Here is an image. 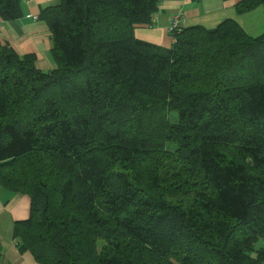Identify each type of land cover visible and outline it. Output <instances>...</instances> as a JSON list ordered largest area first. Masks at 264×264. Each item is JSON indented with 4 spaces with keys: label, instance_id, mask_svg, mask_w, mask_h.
I'll return each mask as SVG.
<instances>
[{
    "label": "trees",
    "instance_id": "1",
    "mask_svg": "<svg viewBox=\"0 0 264 264\" xmlns=\"http://www.w3.org/2000/svg\"><path fill=\"white\" fill-rule=\"evenodd\" d=\"M160 2L43 7L49 71L0 41V188L29 196L13 238L38 264H264V31L225 18L164 48L135 35Z\"/></svg>",
    "mask_w": 264,
    "mask_h": 264
},
{
    "label": "crops",
    "instance_id": "2",
    "mask_svg": "<svg viewBox=\"0 0 264 264\" xmlns=\"http://www.w3.org/2000/svg\"><path fill=\"white\" fill-rule=\"evenodd\" d=\"M54 1H24L23 15L20 18L0 22V41L9 44L20 55L35 54L36 65L43 71H49L55 66L50 52L51 33L43 20H35L32 15L39 16L41 9ZM238 1L240 0H161L151 24L136 26L135 35L141 40L170 48L174 38L168 27L172 17L176 15L180 16L179 27L200 24L210 28L225 18H234L248 33H262L264 7L239 14L235 10ZM244 25H247V28ZM29 215L28 195L12 194L0 188V264H38L29 253L19 252L17 240L13 238L15 222L25 220Z\"/></svg>",
    "mask_w": 264,
    "mask_h": 264
},
{
    "label": "built area",
    "instance_id": "3",
    "mask_svg": "<svg viewBox=\"0 0 264 264\" xmlns=\"http://www.w3.org/2000/svg\"><path fill=\"white\" fill-rule=\"evenodd\" d=\"M24 1H28V0H24ZM32 16H33V18H34L35 20L39 18L38 15H32ZM179 17H180L179 15H176V16L172 17V19H171V21H170V24H169V27H168V31H169V33H171L175 28L178 27ZM1 21H2V20L0 19V22H1Z\"/></svg>",
    "mask_w": 264,
    "mask_h": 264
},
{
    "label": "rangeland",
    "instance_id": "4",
    "mask_svg": "<svg viewBox=\"0 0 264 264\" xmlns=\"http://www.w3.org/2000/svg\"><path fill=\"white\" fill-rule=\"evenodd\" d=\"M261 20H263V18H261ZM249 22H251V21H249ZM246 28H247V25H244ZM258 34V33H257Z\"/></svg>",
    "mask_w": 264,
    "mask_h": 264
}]
</instances>
